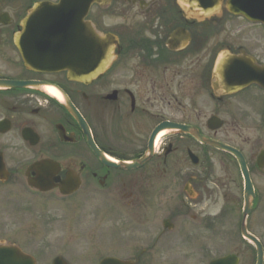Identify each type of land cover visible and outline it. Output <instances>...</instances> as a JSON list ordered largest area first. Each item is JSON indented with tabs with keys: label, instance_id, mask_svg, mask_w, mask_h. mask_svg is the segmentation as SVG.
Instances as JSON below:
<instances>
[{
	"label": "flooded vegetation",
	"instance_id": "obj_1",
	"mask_svg": "<svg viewBox=\"0 0 264 264\" xmlns=\"http://www.w3.org/2000/svg\"><path fill=\"white\" fill-rule=\"evenodd\" d=\"M46 1L58 0H0V203L99 229V244L79 243L89 251L54 257L67 264H205L225 255L214 245H244L240 156L254 191L247 226L264 228V89L251 83L235 93L217 68L226 50L252 61L223 65L231 76L234 68L264 69V43L219 40L216 16L184 0H111L85 18L88 29L115 39L110 66L77 82L63 70L67 57L51 54L73 49L71 24H39L37 35L55 37L37 40V71L16 47L27 9ZM81 33L88 51L91 32ZM81 59L97 70L105 57ZM31 180L51 190L38 192ZM118 241L117 252L100 245Z\"/></svg>",
	"mask_w": 264,
	"mask_h": 264
},
{
	"label": "rangeland",
	"instance_id": "obj_2",
	"mask_svg": "<svg viewBox=\"0 0 264 264\" xmlns=\"http://www.w3.org/2000/svg\"><path fill=\"white\" fill-rule=\"evenodd\" d=\"M129 15L131 17L133 14L130 13ZM120 19L123 21L122 18ZM218 32L217 37L219 40H224L226 38L233 46L245 45V43L248 44V42L255 47L262 46L260 34L257 35L256 32H252L249 26L242 20H234L233 18L227 17L224 26ZM247 135L251 138L255 137V135L251 133ZM25 206L26 204L24 205L26 210H22L23 208H18L6 199H3V202L0 203V241L7 240L13 242L21 246L24 250H27V252H32L36 254V256H40L39 259L41 261L39 260L38 264H51V260L58 253H63L64 256H69L73 254L76 255L78 252L84 253L85 251H89L88 242L79 244L81 241H87V237L90 238V240L94 238V242L98 243L97 238L99 237V234L96 233L99 229L92 232L90 229L87 231V227L83 226L84 229L80 230L79 225L72 226L70 223L71 221L68 218L59 219L61 221L60 225L48 223L47 220H43V217L40 215L41 213H39L35 207L30 209ZM52 214L51 211L50 214H47V217H52ZM255 218L256 215H254L253 219ZM86 219H88L87 216ZM260 227L254 225L250 228L253 233L263 239L262 242L264 244V228ZM107 239L108 237L104 238V240ZM100 243L101 247L105 250L114 252L119 250L118 243H120V241L112 244L109 242ZM74 244L78 245L74 246ZM213 249L218 250L219 254H224L226 251L235 250L237 252L238 250H242L243 254L240 252L242 256L241 264H255L256 254L246 245L231 247L230 245L217 244L214 245ZM130 251L131 247L127 254L123 252V256L127 257L130 254ZM188 262H186V264H195L194 262ZM92 263L97 264V261L96 263H84L80 261L75 264Z\"/></svg>",
	"mask_w": 264,
	"mask_h": 264
},
{
	"label": "water",
	"instance_id": "obj_3",
	"mask_svg": "<svg viewBox=\"0 0 264 264\" xmlns=\"http://www.w3.org/2000/svg\"><path fill=\"white\" fill-rule=\"evenodd\" d=\"M107 0H61V3L56 6V7H49L51 8V10L48 11V13L52 16L55 17H66V15L69 16H73L72 18L75 20H79L81 21L82 18L86 15L88 9L93 5V4H100L101 6L105 7L104 2ZM240 1V0H239ZM218 2V1H216ZM232 3V6H231ZM233 1H229L228 3V10L231 12H234L236 14H243V12H239L238 10H236L233 5ZM216 5V3H215ZM241 6V4H240ZM47 8H45V6L43 5H36L30 12V15L28 16V20L25 21V23L30 24V23H35V20H32V18L34 16H37V13H39L41 11V13L44 15V12L46 11ZM212 11V10H210ZM206 12V11H204ZM244 15V14H243ZM24 23V24H25ZM30 27V25H29ZM33 41H37V34L34 35ZM29 48V47H26ZM33 54L37 55V49H34L32 51ZM27 64L30 65H36V62L34 61H30L28 59H25ZM223 61V60H222ZM221 60L219 61V64H221L222 62ZM71 75L73 76V79L75 80H83L84 76H83V72L82 70L74 67L73 69H71ZM221 78H224V76ZM248 184V181H247ZM41 187V186H39ZM249 197H252V192L251 190H249L247 188L246 190V200L247 203H249ZM250 212V203L247 204V208L245 211V215H244V221L246 220L248 214ZM242 232L244 237H246L247 239H249L250 241H252L254 243V245L257 248V253H258V261L257 264H263V251L261 248L260 243L253 238L251 235H249L247 233L245 224H243L242 227ZM234 258L236 257H227L225 259H221L218 261L213 262L212 264H237V259ZM62 262V261H61ZM0 264H35L34 261L28 257L23 255L18 249L13 248V247H8V246H4V245H0ZM102 264H131L130 262H120V261H115V262H103Z\"/></svg>",
	"mask_w": 264,
	"mask_h": 264
}]
</instances>
